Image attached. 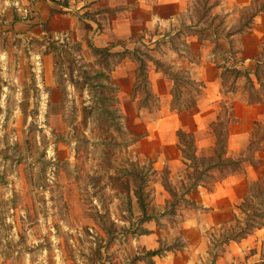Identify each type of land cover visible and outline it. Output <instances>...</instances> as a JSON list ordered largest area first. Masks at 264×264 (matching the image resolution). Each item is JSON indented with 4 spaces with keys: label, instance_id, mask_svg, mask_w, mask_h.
Instances as JSON below:
<instances>
[{
    "label": "rangeland",
    "instance_id": "obj_1",
    "mask_svg": "<svg viewBox=\"0 0 264 264\" xmlns=\"http://www.w3.org/2000/svg\"><path fill=\"white\" fill-rule=\"evenodd\" d=\"M220 2L196 0V21L204 18L207 26L225 34L232 32H227L228 23L252 21L253 8L217 14ZM257 2L256 9L263 10L264 0ZM9 9L10 14L0 8V264H150L134 241L139 233L151 222L162 230L175 229L192 208L182 202L170 214L174 199L167 192L163 202L158 186H171L180 199L182 187L192 183L190 175L181 180L172 178L167 167L154 170L152 159L137 151L145 134L129 130L120 100L114 107L122 116V135L100 115L113 107L104 99L111 94L93 87L91 78L100 71L110 75L119 56L98 59L80 44L57 40L51 33L17 32L11 22L18 13L15 6ZM225 78L230 89L229 73ZM139 86L142 99L155 108L156 99ZM192 88L180 85L182 99L175 97L176 107L194 97ZM154 112L138 116L152 122L158 118ZM128 170L147 178L150 221L142 220L133 182L131 193L127 191ZM256 199L261 216L253 219L259 226L264 223L261 190L251 192L249 200ZM241 217L240 222L246 220ZM229 233L212 241L214 251ZM179 239L168 232L159 238V247L179 250L184 246Z\"/></svg>",
    "mask_w": 264,
    "mask_h": 264
},
{
    "label": "crops",
    "instance_id": "obj_2",
    "mask_svg": "<svg viewBox=\"0 0 264 264\" xmlns=\"http://www.w3.org/2000/svg\"><path fill=\"white\" fill-rule=\"evenodd\" d=\"M195 1L0 0V8L10 14V6H15L18 20L11 24L17 32L37 36L51 33L57 40L80 44L84 52L92 51L90 45L111 53L130 52L113 68L110 77L118 87L129 130L145 134L137 143V151L143 158L152 159L156 172L167 167L172 178L181 180L188 174L198 175L209 165L217 166L201 176L197 190L189 196L195 206L186 210L177 228L162 230L151 222L146 227L150 234L134 240L150 252L160 248L159 238L168 232L180 237L184 246L153 257L155 264H264V225L245 239L221 246L216 260L213 255L217 252L211 246L226 232L230 235L238 229L240 206L257 185L264 187V79L262 85L255 76L264 62V9L255 7L260 0H222L214 10L217 14H240L246 8L254 12L247 25L239 21L233 28L234 24L228 23L227 32H232L225 34L207 26L204 18L196 21ZM136 50L152 58L146 60L147 90L156 99L155 108L146 97L148 102L141 104L144 99L137 79L139 64L132 55ZM157 62L194 83L190 87L201 90L192 97L194 106L187 109L188 102L174 105V82L157 67ZM234 68L248 71L254 87L248 88L243 76L235 79L228 71ZM226 72L231 79L230 89L226 87ZM151 111L158 118L141 121L138 115ZM219 125H223L227 139L222 160L240 164L220 165L215 134ZM180 130L194 139L199 172L188 168L178 149ZM255 144L258 148L252 149ZM158 190L166 202L167 191L162 185ZM228 227L231 231L226 230Z\"/></svg>",
    "mask_w": 264,
    "mask_h": 264
},
{
    "label": "trees",
    "instance_id": "obj_3",
    "mask_svg": "<svg viewBox=\"0 0 264 264\" xmlns=\"http://www.w3.org/2000/svg\"><path fill=\"white\" fill-rule=\"evenodd\" d=\"M90 48L95 55L96 58H110V57H115L119 56L120 59L122 60L127 54H130V52H125L122 54L118 53H111L109 52V49H98L94 47L93 45H90ZM134 56L135 60L138 62L139 67L137 71V79H138V85L143 84L144 87H146V93L147 96L150 95L149 91L147 90L148 87V77H147V63L146 60H152L150 55L148 53H143L140 50H136L135 52L132 53ZM110 65V63H107ZM264 62H261L258 66V69L255 73L256 79L258 80L259 83H262L263 85V79H264ZM157 67L161 69L166 75L170 77V79L173 80L174 82V89H173V95L176 98H180L182 91H180V85H185L188 84L190 86H193L194 83L191 81H188L184 79L183 77L179 76L178 74L172 73L168 68L164 67L162 64L157 63ZM232 76H234L235 79L239 77H245L247 79V84L248 88L254 87V82L251 80V75L248 71H240L238 69H229L228 70ZM93 81H95V84L92 83V86L95 88H100L104 91H108L109 94H111L110 97H103L105 100L112 102L113 107L111 109H103L100 112L101 116H106L109 121L108 124L110 127H114L115 131L120 133L121 135L124 132L122 123L120 120H122V116L119 113V110L114 107L115 103L118 104V98L115 96L118 93V87L112 82L110 75L107 72L100 71L96 74L95 77H92ZM185 83V84H184ZM201 86V85H197ZM195 91L199 95L201 93V90L198 87H195ZM195 100H189L187 103V109L194 106ZM181 110V107L178 108V111ZM215 128V127H214ZM215 134L217 136V150L216 154L218 155L220 159V165H223L225 167L227 166H233V165H238L240 164V161H234L231 159L227 160H222L223 156L226 155V147H227V139L223 134V125H219L218 127L215 128ZM178 149L181 151L182 156L184 158V162L188 165V168L194 169V172H199L198 170V162H197V157H196V150H195V142L194 139L190 134L185 133L184 131L180 130L178 131ZM118 144V142L116 143ZM217 167L216 165H209L203 171L198 173L197 178H193L191 175L189 176L190 179L192 180L191 185L187 187H182L183 188V193L180 195V199H178V195L176 193V190H174L171 186L166 185L165 190L169 193V195L174 199L173 202L170 204L171 206V211L169 212L170 214H175L176 213V208L180 205V203L184 202L185 204L189 206H195V203L189 199V196L191 195L192 192L197 190V185L198 182L201 179V176L204 173L209 172V170H212L213 168ZM168 173V171H167ZM127 175V191L131 193V184L132 182L135 184L134 189H133V194L137 199L139 208L142 212L143 217V222L150 221L152 217L148 214V206H149V195L146 193V183H147V178H144L143 176L140 175L139 172H135V170H128L126 171ZM257 190H261L262 193H264V187L262 185H257L255 188ZM254 189V190H255ZM259 199V198H258ZM256 201L246 199L244 203L241 205V212L242 214L245 215L246 220L243 222H240L237 220V224L243 223L244 225L241 227H238L236 231H234L232 234L228 235L223 239V241L220 242V245L223 246L225 244H228L229 242L232 241H240L242 239H245L248 235H250L254 230L260 228L261 226L264 225V223H259V226H256V220L253 218H257L261 215L257 213V209L255 208ZM164 214H167L165 212ZM264 220V217L262 218ZM150 234V231L148 230H143L139 235H148ZM167 251H173L172 248L170 249H164L163 247H160L158 250L155 251H150L146 252L147 255L150 257L152 260L153 257L156 256H161ZM219 255L215 254L213 255L214 260L218 258ZM150 264H155L153 261H150Z\"/></svg>",
    "mask_w": 264,
    "mask_h": 264
}]
</instances>
